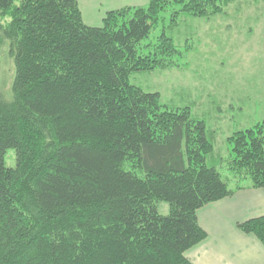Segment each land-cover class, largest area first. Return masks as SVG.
<instances>
[{
  "label": "trees",
  "instance_id": "obj_1",
  "mask_svg": "<svg viewBox=\"0 0 264 264\" xmlns=\"http://www.w3.org/2000/svg\"><path fill=\"white\" fill-rule=\"evenodd\" d=\"M233 1L148 0L90 27L79 0H0V57L9 43L16 67L12 101L0 90V264H192L198 211L264 189V122L227 141L242 176L231 189L207 166L204 121L130 83L174 65L181 16ZM238 229L264 246V216Z\"/></svg>",
  "mask_w": 264,
  "mask_h": 264
},
{
  "label": "rangeland",
  "instance_id": "obj_2",
  "mask_svg": "<svg viewBox=\"0 0 264 264\" xmlns=\"http://www.w3.org/2000/svg\"><path fill=\"white\" fill-rule=\"evenodd\" d=\"M144 1L137 3L142 5ZM80 9L86 25L102 27L105 8L87 10L81 4ZM166 19L168 26L171 14ZM9 22L7 19L2 23ZM178 22L180 27L174 35L180 52L174 65L135 73L130 83L146 92L158 93L161 104L169 109L188 108L194 119L204 121L214 144L207 166L215 168L234 189L239 180L236 177L242 176L230 169L232 147L227 141L234 133L264 122V0H234L215 16H181ZM159 34L160 29L154 31L142 46L155 42ZM15 70L10 45L5 43L0 57V90L8 102L13 99ZM5 162L9 168L15 167V151L7 153ZM249 184L246 180L239 185ZM157 206L161 215L169 214L167 203Z\"/></svg>",
  "mask_w": 264,
  "mask_h": 264
},
{
  "label": "crops",
  "instance_id": "obj_3",
  "mask_svg": "<svg viewBox=\"0 0 264 264\" xmlns=\"http://www.w3.org/2000/svg\"><path fill=\"white\" fill-rule=\"evenodd\" d=\"M79 0L87 10L108 12L138 5L137 0ZM107 7H104L106 6ZM104 11V10H103ZM102 18V22L103 19ZM88 26H93L89 24ZM264 216V189L247 188L232 197L198 211L205 241L189 250L185 257L192 264H264V246L253 235L243 234L238 225Z\"/></svg>",
  "mask_w": 264,
  "mask_h": 264
}]
</instances>
